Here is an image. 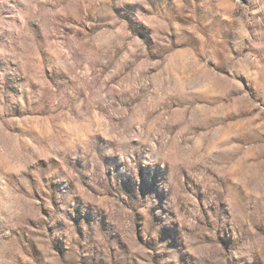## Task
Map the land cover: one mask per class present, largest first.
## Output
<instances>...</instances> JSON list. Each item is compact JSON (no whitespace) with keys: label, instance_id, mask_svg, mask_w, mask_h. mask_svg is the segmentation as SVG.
I'll return each mask as SVG.
<instances>
[{"label":"rangeland","instance_id":"rangeland-1","mask_svg":"<svg viewBox=\"0 0 264 264\" xmlns=\"http://www.w3.org/2000/svg\"><path fill=\"white\" fill-rule=\"evenodd\" d=\"M241 4L247 5L248 0H241ZM39 6L40 0L0 2V71L5 73L0 87V171L11 170L26 151L42 150L55 138L57 124L83 140L80 121L59 108L50 82L62 90L70 85L50 67L49 60L68 55V45L83 36L78 31L81 27L89 34L96 32L57 12L47 25L54 33L50 46L44 51L30 46L26 38L39 30L34 18ZM46 7L56 11L52 4ZM253 7L249 18L239 15L244 9L237 0H179L173 5L176 20L182 24L192 21L195 34L188 44H176L164 56H150L146 61L130 47L115 46L110 33L99 35L98 41L108 49L105 58L110 59L107 68L98 65L102 78L107 77L102 87L111 89V97L105 100L118 102L121 96L129 97L131 104L120 107L133 108L139 121L135 131L150 145L163 149L177 169L172 212L166 207L169 193L157 191L166 171L143 169L138 186L128 179L120 185L131 199L137 191L156 192L159 203L151 212L153 222L161 225L158 241L147 243L143 239L139 231L142 218L137 217V234L124 233L123 246L102 213L79 205L75 209L71 219L78 232L82 222L99 224L116 243L119 264H176L171 250L178 255L179 264H216L217 241L208 234L201 210L205 196L212 199L219 217L231 218L240 241L237 248L250 252L253 264H264V226L250 227L249 220V214L254 218L256 208L264 202V195H260L264 192V52L253 39L254 32L264 26L259 20L264 16V0ZM118 15L129 20L135 34L151 44L142 26L132 22L130 9L120 10ZM69 23L73 26L66 27ZM119 115L108 118L102 112L94 113L96 132L123 139V131L116 126ZM95 143L104 151L99 137ZM73 163L83 168L79 159ZM106 163L118 167L115 160L107 159ZM93 195L98 197L97 206H103L119 224L126 202L111 194ZM217 240L226 250L234 246L226 222L218 230ZM32 243L33 258L41 264L39 256L44 257L48 245L36 240ZM157 243H164L167 249ZM54 247L64 255L62 240L57 238ZM125 248L135 262L130 261ZM165 252L168 260H159L166 258ZM43 264H57V258L49 256Z\"/></svg>","mask_w":264,"mask_h":264},{"label":"clouds","instance_id":"clouds-1","mask_svg":"<svg viewBox=\"0 0 264 264\" xmlns=\"http://www.w3.org/2000/svg\"><path fill=\"white\" fill-rule=\"evenodd\" d=\"M192 2L195 3V0ZM178 3L179 0H93L87 4L84 0H40V6L34 13L39 30L26 38L30 46L41 51L50 46L54 33L47 25L57 12L71 16L77 23L96 32L92 35L81 27L78 31L83 36L68 45V55L49 60L50 67L62 74L70 85L69 89L62 90L50 82L59 98V108L80 121L83 140L71 136L57 124L55 138L42 150L26 151L16 159L11 170L0 171V264H36L32 255L33 240L48 245L44 257L39 256L41 264L49 256L56 257L57 264H119V249L99 224L82 222L79 225L81 231L78 232L77 225L71 219L78 205L94 213H102L123 246L124 233L137 234V217L142 218L139 231L143 239L147 243L159 240L161 225L153 222L151 212L159 203L156 192L142 194L137 191L135 199H131L120 185L124 179H128L138 186L143 169L166 171V176L157 184V191L169 193L166 207L172 212L176 162L165 155L163 149L144 141L135 131L139 121L133 114V108L125 110L120 107L131 104L129 97L121 96L118 102L105 100L106 96L111 97V89L106 91L102 87L107 77L102 78L98 65L107 68L110 59L105 58L108 49L98 41V37L105 32L110 33L115 46L130 47L144 61L150 56H164L176 44H188L195 34L192 21L185 20L182 24L176 20L173 5ZM259 3L260 0H248L247 5H242L241 0H237V5L244 9L239 15L251 18L255 10L253 5L258 6ZM47 4H52L56 11L47 8ZM124 9L131 10L132 22L142 26L151 44L135 34L129 20L118 15ZM259 20L264 21V16ZM200 24L204 26L205 22L200 20ZM65 26L73 25L69 23ZM253 39L260 42L264 52V26L254 32ZM4 75L0 71V87H3ZM96 112H102L108 118L119 113L116 126L123 131V139L114 140L111 136L97 133L93 118ZM96 137L104 143L102 152L96 147ZM77 159L82 162V169L74 166L73 162ZM107 159L115 160L118 167L107 164ZM94 192L111 194L126 202L127 208L119 224L103 206H97L98 197L93 195ZM260 195H264V192ZM202 209L208 234L217 241L216 264H253L251 253L237 248L240 241L229 215L226 220L219 217L209 196H205ZM156 215L159 216L160 212L157 211ZM249 220L250 227L264 226V202L256 208L254 218L249 214ZM168 222L165 218V223ZM225 222L235 242L227 250L217 240V232ZM57 238L63 242V256L54 247ZM156 245L167 249L164 243ZM171 252L175 255L176 264H179L178 255ZM165 253L166 258L159 260H168V253ZM127 255L130 261L135 262L128 251Z\"/></svg>","mask_w":264,"mask_h":264},{"label":"snow or ice","instance_id":"snow-or-ice-1","mask_svg":"<svg viewBox=\"0 0 264 264\" xmlns=\"http://www.w3.org/2000/svg\"><path fill=\"white\" fill-rule=\"evenodd\" d=\"M262 84H264V82H262Z\"/></svg>","mask_w":264,"mask_h":264}]
</instances>
